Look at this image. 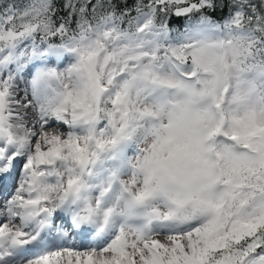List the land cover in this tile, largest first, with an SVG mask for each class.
Here are the masks:
<instances>
[{"label":"snow or ice","instance_id":"obj_1","mask_svg":"<svg viewBox=\"0 0 264 264\" xmlns=\"http://www.w3.org/2000/svg\"><path fill=\"white\" fill-rule=\"evenodd\" d=\"M0 195V264H264V0H0Z\"/></svg>","mask_w":264,"mask_h":264},{"label":"trees","instance_id":"obj_2","mask_svg":"<svg viewBox=\"0 0 264 264\" xmlns=\"http://www.w3.org/2000/svg\"><path fill=\"white\" fill-rule=\"evenodd\" d=\"M20 2H24V3H26L27 0H20ZM132 2H133V0H129V3H132ZM219 15H220V14L217 13V16H219ZM183 23H184L183 20H177L176 18H173L172 26H173L174 28H179V27H182Z\"/></svg>","mask_w":264,"mask_h":264},{"label":"bare ground","instance_id":"obj_3","mask_svg":"<svg viewBox=\"0 0 264 264\" xmlns=\"http://www.w3.org/2000/svg\"><path fill=\"white\" fill-rule=\"evenodd\" d=\"M22 87H23V85H22ZM12 181L16 182V180H15V179H14V180H12ZM12 181H11V184H10V187H9V191H11V190H12V188H14V187H15ZM2 204H3V198H2V195H0V205H2ZM1 211H2V209H1ZM2 219H3V217H2V216H0V220H2Z\"/></svg>","mask_w":264,"mask_h":264},{"label":"rangeland","instance_id":"obj_4","mask_svg":"<svg viewBox=\"0 0 264 264\" xmlns=\"http://www.w3.org/2000/svg\"><path fill=\"white\" fill-rule=\"evenodd\" d=\"M12 182H13V184H14V186H15L16 182H14V181H12ZM1 209H2V207H0V211H1Z\"/></svg>","mask_w":264,"mask_h":264}]
</instances>
